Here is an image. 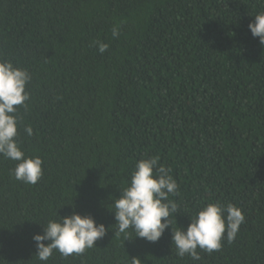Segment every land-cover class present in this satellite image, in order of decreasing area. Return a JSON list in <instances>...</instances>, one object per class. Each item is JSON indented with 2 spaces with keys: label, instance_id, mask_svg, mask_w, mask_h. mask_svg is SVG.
Segmentation results:
<instances>
[{
  "label": "trees",
  "instance_id": "16d2710c",
  "mask_svg": "<svg viewBox=\"0 0 264 264\" xmlns=\"http://www.w3.org/2000/svg\"><path fill=\"white\" fill-rule=\"evenodd\" d=\"M260 12L264 0H0V58L32 76L18 140L44 162L29 185L0 156V264H43L33 236L59 215L114 225L109 207L153 157L178 183V226L231 203L245 214L236 239L192 261L171 226L156 243L109 228L47 264H264V46L248 27Z\"/></svg>",
  "mask_w": 264,
  "mask_h": 264
},
{
  "label": "clouds",
  "instance_id": "9594fccd",
  "mask_svg": "<svg viewBox=\"0 0 264 264\" xmlns=\"http://www.w3.org/2000/svg\"><path fill=\"white\" fill-rule=\"evenodd\" d=\"M254 17L248 27L264 46V12ZM111 32L114 39L120 35L116 26ZM93 46L98 47L101 54L109 47L102 41H94ZM31 80L27 69L0 58V156L16 162L12 170L16 180L35 185L44 174V162L41 157H29L23 151L18 140L21 117L17 115L18 106L27 109L30 99L27 88ZM24 131L28 136L34 134L31 125ZM170 172L171 169L161 164L157 157L138 161L128 186L109 207L115 216L114 225L106 227L103 223L98 224L92 215H82L75 210L71 215H59L58 219L42 224V234L33 236L37 246L35 258L47 264L54 252L63 257L83 254L96 246V242L107 235L109 228H115L116 233L126 236L132 229L135 237L156 243L171 226L175 254L181 258L188 256L192 261L201 260V252L211 254L219 251L225 239L232 243L245 223L242 209L231 203L225 206L221 202H210L202 206L194 217L191 216V223L186 229L178 226L175 219L178 206L169 196L176 195L179 186ZM45 241L49 243L45 244ZM131 264H141V259L133 257Z\"/></svg>",
  "mask_w": 264,
  "mask_h": 264
}]
</instances>
